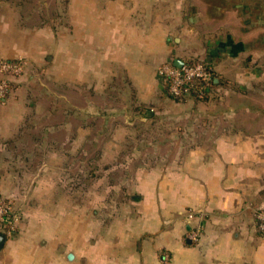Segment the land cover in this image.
<instances>
[{"label": "crops", "instance_id": "obj_1", "mask_svg": "<svg viewBox=\"0 0 264 264\" xmlns=\"http://www.w3.org/2000/svg\"><path fill=\"white\" fill-rule=\"evenodd\" d=\"M5 2L0 57L23 59L27 72L0 102V197L22 214L0 264H264V103L251 113L232 84L260 97L264 85L225 70L257 60L248 43L264 31L241 39L229 26L245 31L249 5ZM187 58L222 82L210 100L168 96L158 70ZM89 176L100 209L87 214Z\"/></svg>", "mask_w": 264, "mask_h": 264}, {"label": "rangeland", "instance_id": "obj_2", "mask_svg": "<svg viewBox=\"0 0 264 264\" xmlns=\"http://www.w3.org/2000/svg\"><path fill=\"white\" fill-rule=\"evenodd\" d=\"M5 1H6L5 3L7 6H14V2H13L14 0H5ZM25 1L28 4V0H25ZM235 1L240 2V4L245 3V4H247V6L249 5L247 9L250 11L245 12V10H243V11L241 10V19H243V22H244L243 28H245V31L242 29V27H239L240 25L237 24V22H235V20L232 21L230 19L231 21L229 23L230 24L229 26H230V28H232L234 35H236L242 39V38H244L245 35L248 36V38H249V36H251V34L255 35V33L257 34V32H259V31L260 32L264 31V9L258 11V13H257L256 9H255L256 12L251 10V8L258 7L260 5H261V7H263L264 6V0H234V2ZM228 2H230V0H224V4H226ZM224 8L230 9V7H227V6H224ZM256 14H257L258 18L255 17ZM263 34L260 35L256 41H251L250 43H248L249 48L252 51H255V53H257V57H256L257 60L254 58L256 60L255 62H253L251 60L247 61V60H244V58H241L236 63H231V61L225 63V64H229V65H227V67H225V70L228 69L227 74L229 73L230 78L238 72H239V74L244 73V70H246V69H248L252 73H256V75L260 74L262 81L259 82L260 79L256 78V81L253 82V80H255V79H251V82L249 83L251 88L252 87L254 88V86L259 88L260 86L262 87L264 85V76H262V73L264 72V38H262ZM0 60H2V61H17L20 63L19 65L21 66V73L19 74V76H16V77L15 76L14 77L7 76V78L9 80H11L14 83V85H16V83L25 76V74L27 72V64L24 61H22L23 59H21V58L20 59H14V60H8V59L0 57ZM202 63H205V62H202ZM211 70H212V68H211ZM257 71H259V73ZM232 85H233L232 86L233 91L235 92V95L232 97L234 99L233 101L244 100V102H245V100H248V101H246V102H248L246 104L250 105V107H249L250 112L253 113L254 111H258L255 108V104H256L255 102H263L264 103V96L260 97L263 94L259 95L260 94L259 92L254 93L252 90L250 92L244 93L243 89L239 88V86H242V84L237 83V81H235ZM166 87H168V86H166ZM238 88H239V90H238ZM255 89H257V88H255ZM13 90L14 89H12V91ZM12 91H11V93H12ZM238 91L242 92L241 97H239V94L237 93ZM11 93H8L4 97H0V102L7 100V98H9ZM223 97H225L224 93L222 91H220V92L217 91V93L214 94L212 99L215 101L221 102L225 99ZM69 98H70L72 104H74V105L78 104V101H77V98L75 95L70 96ZM210 99L211 98H209V100ZM252 115L253 114H251V116ZM132 128H133V126H132ZM76 131H77V121L74 122L71 130L68 132L70 134H76ZM133 131L140 133V132H144L145 129L140 128V126H134ZM74 159H76V158H74ZM85 160H86L87 166L88 165L91 166V164L94 162L93 157H89V156H87L85 158ZM90 178H91L90 176L87 177V179H86L87 181H86L85 187H84V191L86 194L85 208L87 210V214H89L90 212L92 213L94 210L100 209V206L94 203V200H95L94 199V193L98 192L99 190H97L94 187L93 180L92 179L90 180ZM106 191L108 192L107 189H106ZM2 199L5 201H10L12 203V205H13L12 209L14 211V214H15V216L18 217V220L20 222V219H21L20 216H22V214L20 212V209L16 206L15 200H11L9 198H3V197H2ZM72 205L73 204L71 203V206ZM19 222L17 225L16 224L14 225V228L16 229V231L18 229Z\"/></svg>", "mask_w": 264, "mask_h": 264}, {"label": "built area", "instance_id": "obj_3", "mask_svg": "<svg viewBox=\"0 0 264 264\" xmlns=\"http://www.w3.org/2000/svg\"><path fill=\"white\" fill-rule=\"evenodd\" d=\"M19 64L17 61L0 60V97L11 93L12 81L7 76H19L21 73ZM158 72L167 81L169 91L174 96L191 97L192 93L199 99L209 96L213 77L211 68L205 63L183 64L181 67L166 63L159 68ZM12 208L10 201L0 198V230L4 236L13 235L16 232L14 225L19 222ZM190 216L192 218L193 214ZM257 220L259 230L264 234V209L257 212Z\"/></svg>", "mask_w": 264, "mask_h": 264}, {"label": "trees", "instance_id": "obj_4", "mask_svg": "<svg viewBox=\"0 0 264 264\" xmlns=\"http://www.w3.org/2000/svg\"><path fill=\"white\" fill-rule=\"evenodd\" d=\"M230 1H231V2L226 3V6H227L228 4L231 5V3L233 4V7H236V6L238 5L236 1H235V2H234V0H230ZM222 2H223V1H222ZM222 2L219 1V0H218V1H217V0H209V4H210V5L212 6V8L215 9V10H217L219 7H221V6L224 5V3H222ZM243 6H244V9L247 7L246 4H244ZM263 7H264V6H263ZM263 7H261V5H260V6H258V7H254V9H256L257 11H260V10H263V9H264ZM257 18H258V17H257ZM262 38H264V35L262 36ZM177 61H180V62H182L183 64H186V65H195V64L201 62V61H199V60H197V59H194V58H187V59H185V60H176V61L174 60V61L169 62V63L175 65ZM209 66H210V64H209ZM211 73H212L213 78H212V81H211V87H210V91H209V96H207V97H205V98H203V99H199V98H197L196 94H194V93H192L193 96H191V97H185V96H183V97H182V96H174V95H172V94L170 93V91H169V87H167V93H168V96H169L173 101H175V102H184V101L188 100V98H189V99L191 98V99H193V100H195V101H206V100H208V98H210V94L212 93L213 89H214V88H217L218 86H220V85L222 84V82L216 83V82H215V80H216V75L214 74V72H213L212 70H211ZM160 76H161V75H160ZM161 78L164 79L163 76H161ZM164 81H165L166 86H168L167 81H166L165 79H164ZM11 88H12V89L15 88V85H14L13 82H12ZM0 198H2V197H0Z\"/></svg>", "mask_w": 264, "mask_h": 264}, {"label": "water", "instance_id": "obj_5", "mask_svg": "<svg viewBox=\"0 0 264 264\" xmlns=\"http://www.w3.org/2000/svg\"><path fill=\"white\" fill-rule=\"evenodd\" d=\"M177 67H181L183 65L182 62L177 61L175 64ZM5 236L4 235H0V249L3 247L4 243H5ZM73 255H70V258H72Z\"/></svg>", "mask_w": 264, "mask_h": 264}]
</instances>
